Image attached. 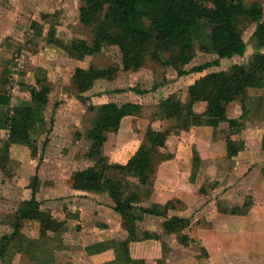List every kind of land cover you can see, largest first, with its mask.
I'll use <instances>...</instances> for the list:
<instances>
[{"label":"rangeland","instance_id":"obj_1","mask_svg":"<svg viewBox=\"0 0 264 264\" xmlns=\"http://www.w3.org/2000/svg\"><path fill=\"white\" fill-rule=\"evenodd\" d=\"M253 1L260 4L264 20V0H245L247 4ZM80 6V0H0V93L28 101L30 95L25 84L35 85L41 76H44L42 84L48 88L47 102L39 109L41 123L32 133L34 152L25 144H10L8 130H0V154L7 156L0 166V240L13 236L6 244L0 264H132L118 257L121 253L113 247L90 252L100 244L110 246V242L126 240L121 217L112 209L106 194L76 191L67 185L73 172L93 164L86 156L91 146L87 133L96 108L105 102L141 105L139 113L123 118L118 130L107 134L102 152L109 162L125 163L143 143L148 129L169 131L165 145L158 147V155L153 158L150 196L140 205L150 207L170 199L180 200L182 206L177 204L179 208L169 213L188 218L191 228L185 232L196 235L200 225L210 224L208 219L215 203L229 211L239 208L244 213L252 203L249 198L234 201L223 199L222 195L204 199L195 196L191 202L177 196L188 188L185 144H182L189 141L193 127L177 130L176 120L160 115L159 103L171 93L185 102L186 88L199 74L192 72V67L212 61L214 55L197 50L183 68L186 73L181 75L162 62L167 52H160L162 60H158L153 47L149 48L144 64L130 71L122 69L121 53L115 45L107 44L101 52L82 59L71 57L54 41L64 44L74 39L90 41V29L79 21ZM254 27L252 22L241 23L246 41L251 39ZM251 52L249 47L243 57L220 60L219 65L209 70H226L233 63L245 62ZM15 53L24 55L22 64L16 61ZM90 66H116L119 70L113 78L98 79L90 89L78 92L72 76L77 68ZM34 176L39 208L61 224L59 232L51 229L43 232L40 222L31 218L21 220L17 229L14 226L17 211L31 197ZM119 177L127 191L138 184L132 175ZM161 222V217L142 214L138 230L161 237L131 244L132 260L138 264H158L162 258L164 264H210L197 247H184L174 235L162 233Z\"/></svg>","mask_w":264,"mask_h":264},{"label":"trees","instance_id":"obj_2","mask_svg":"<svg viewBox=\"0 0 264 264\" xmlns=\"http://www.w3.org/2000/svg\"><path fill=\"white\" fill-rule=\"evenodd\" d=\"M79 21L91 32L90 41L74 39L70 44L54 41L71 57L82 59L86 55L101 52L105 45H115L121 53V65L125 71L136 70L144 64L146 54L153 47V55L158 59L160 52L168 56L162 60L179 75L185 74L183 68L194 58L196 51L214 55L212 61L193 66L191 71L199 73L186 88V101L171 93L159 103V112L163 118L176 120L177 130H186L195 116L194 105L204 102L206 107L202 116L214 118L221 125L226 140L227 154L233 156L243 147L233 141L229 131L242 126V123L226 115V106L238 97H244L249 88L264 85V20L262 8L257 1L249 4L245 0H80ZM255 24L251 33V42L244 39L242 22ZM249 42V43H248ZM251 54L245 62L233 63L226 70H209L219 65L220 60L243 57L247 48ZM119 70L116 66L77 68L72 82L78 92L90 89L98 79H111ZM44 76L36 79L35 85H26L30 100L12 98L0 93V130H8L10 144L21 143L36 150L32 133L36 131L39 109L47 102L48 88L42 84ZM39 86V88L37 87ZM11 99V101H10ZM11 102V104H10ZM6 108V110H4ZM141 105L134 102L117 104L105 102L96 108V114L88 129L91 146L86 153L92 165L73 172L67 185L76 191L104 193L112 202V209L122 220L126 240L121 243L110 242V246L100 244L91 253L113 247L121 254L125 263L138 264L129 256L130 245L144 239L160 240V235L146 230H138V222L143 215L162 218L161 228L164 234H173L176 241L184 247H197L203 256L207 252L199 240L185 232L190 227L188 218L170 214L176 210L180 200H168L164 204L150 207L140 205L150 196L151 175L154 172L153 158L158 155V147L165 145L169 131L148 129L145 140L125 163H112L103 155L102 148L109 132L118 130L123 118L139 113ZM0 154V166L6 160ZM121 174L132 175L138 184L132 190L124 189ZM31 183V197L25 200L17 211L15 228L26 218L40 222L42 231L48 229L59 232L61 224L47 212L39 208L35 199L37 178ZM247 204L244 205L246 208ZM137 210V211H136ZM140 212V213H139ZM232 214H244L235 208ZM13 236H4L0 240V257L4 256L6 244ZM164 249L167 248L162 243ZM141 263L143 261H140ZM139 262V263H140ZM164 258L158 264H164Z\"/></svg>","mask_w":264,"mask_h":264},{"label":"crops","instance_id":"obj_3","mask_svg":"<svg viewBox=\"0 0 264 264\" xmlns=\"http://www.w3.org/2000/svg\"><path fill=\"white\" fill-rule=\"evenodd\" d=\"M205 107L204 102L194 105L192 134L181 143L189 179L188 188L177 196L191 202L222 195L252 203L244 214H232L215 203L210 224L200 225L191 236L206 250L210 264H264V89L249 88L244 97L227 104V117L242 123L229 131L243 146L230 157L220 123L201 115Z\"/></svg>","mask_w":264,"mask_h":264},{"label":"built area","instance_id":"obj_4","mask_svg":"<svg viewBox=\"0 0 264 264\" xmlns=\"http://www.w3.org/2000/svg\"><path fill=\"white\" fill-rule=\"evenodd\" d=\"M15 58H16V61L17 62H20V64H22L24 61H23V58H24V55L21 54V53H15L14 54Z\"/></svg>","mask_w":264,"mask_h":264}]
</instances>
